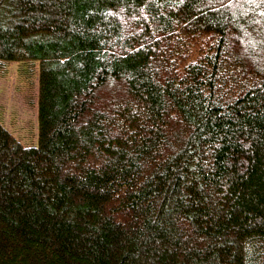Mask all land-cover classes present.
I'll return each mask as SVG.
<instances>
[{
	"label": "trees",
	"instance_id": "trees-1",
	"mask_svg": "<svg viewBox=\"0 0 264 264\" xmlns=\"http://www.w3.org/2000/svg\"><path fill=\"white\" fill-rule=\"evenodd\" d=\"M28 58L0 264H264V0H0V60Z\"/></svg>",
	"mask_w": 264,
	"mask_h": 264
},
{
	"label": "rangeland",
	"instance_id": "rangeland-1",
	"mask_svg": "<svg viewBox=\"0 0 264 264\" xmlns=\"http://www.w3.org/2000/svg\"><path fill=\"white\" fill-rule=\"evenodd\" d=\"M40 60H0V120L25 145L39 142Z\"/></svg>",
	"mask_w": 264,
	"mask_h": 264
}]
</instances>
